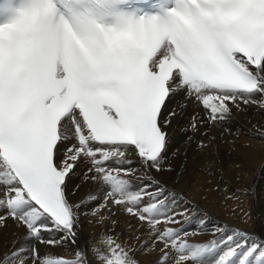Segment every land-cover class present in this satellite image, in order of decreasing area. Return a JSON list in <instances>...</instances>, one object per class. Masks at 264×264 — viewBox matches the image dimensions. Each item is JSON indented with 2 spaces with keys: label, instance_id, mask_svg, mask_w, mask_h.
<instances>
[{
  "label": "snow or ice",
  "instance_id": "snow-or-ice-1",
  "mask_svg": "<svg viewBox=\"0 0 264 264\" xmlns=\"http://www.w3.org/2000/svg\"><path fill=\"white\" fill-rule=\"evenodd\" d=\"M181 93L209 124L264 107V0H0V229L24 233L0 264H93L77 244L82 215L111 225L97 264L157 250L156 264H264V236L215 226L190 242L205 216L176 211L182 193L150 175L172 171ZM78 176L96 187L76 203ZM117 208L136 222L132 243L115 233ZM189 213L200 228L184 227Z\"/></svg>",
  "mask_w": 264,
  "mask_h": 264
},
{
  "label": "bare ground",
  "instance_id": "bare-ground-1",
  "mask_svg": "<svg viewBox=\"0 0 264 264\" xmlns=\"http://www.w3.org/2000/svg\"><path fill=\"white\" fill-rule=\"evenodd\" d=\"M181 104L185 105L182 110L178 107ZM169 108L181 112L168 128L170 139L165 167H171L172 171L162 174L152 171L150 175L182 193L184 199L176 211L194 205L199 209L198 215L205 216L208 231L189 236V241L202 243L215 239L212 232L215 226H228L264 236V107L241 103L239 110L232 107V118L212 124L207 122L205 114L199 112L205 111L203 107L186 99L183 93L175 96ZM183 113L186 114L182 118ZM193 116L204 121L195 131L191 128ZM201 141L207 147L198 148ZM84 170L82 165L81 171ZM75 185H80L79 189H75ZM95 187L92 182H85L82 176L74 177L70 185L74 189L71 198L79 203ZM189 217L188 221L182 220L184 227L189 231L200 228L198 217L191 213ZM113 218L118 221L115 233L132 243L134 233L129 230V224L136 226L135 220L118 208ZM80 221L77 244L86 247L93 264H97L92 253L93 245H98L102 233L108 234L111 225L98 224L91 215H82ZM23 235V230H18L9 220L7 227L0 229V253L11 248L14 239L19 246ZM75 249V245H70L67 249L57 248L55 251L67 256ZM40 251H45L44 246H40ZM159 255L158 250L135 254L139 264H156Z\"/></svg>",
  "mask_w": 264,
  "mask_h": 264
},
{
  "label": "rangeland",
  "instance_id": "rangeland-1",
  "mask_svg": "<svg viewBox=\"0 0 264 264\" xmlns=\"http://www.w3.org/2000/svg\"><path fill=\"white\" fill-rule=\"evenodd\" d=\"M199 112H201L202 114H205L206 115V112L205 111H199ZM186 113H183L182 114V118L184 117V115H185ZM232 115H233V110H232ZM230 118H232V116H230ZM201 124L199 125V127L201 128ZM162 174V173H161ZM164 176V175H163Z\"/></svg>",
  "mask_w": 264,
  "mask_h": 264
}]
</instances>
